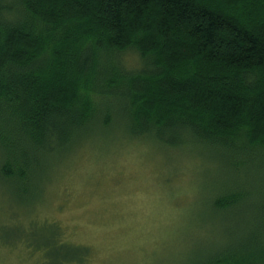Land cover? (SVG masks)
<instances>
[{
  "label": "trees",
  "instance_id": "16d2710c",
  "mask_svg": "<svg viewBox=\"0 0 264 264\" xmlns=\"http://www.w3.org/2000/svg\"><path fill=\"white\" fill-rule=\"evenodd\" d=\"M116 123L218 150L242 177L212 209L247 204L239 238L196 264H264V0H0V175Z\"/></svg>",
  "mask_w": 264,
  "mask_h": 264
},
{
  "label": "rangeland",
  "instance_id": "374dc122",
  "mask_svg": "<svg viewBox=\"0 0 264 264\" xmlns=\"http://www.w3.org/2000/svg\"><path fill=\"white\" fill-rule=\"evenodd\" d=\"M30 152L23 180L0 175V264H196L241 234L247 203L212 209L242 177L216 149L133 138L116 123ZM6 157L0 146V166ZM69 245L88 251L83 261Z\"/></svg>",
  "mask_w": 264,
  "mask_h": 264
}]
</instances>
